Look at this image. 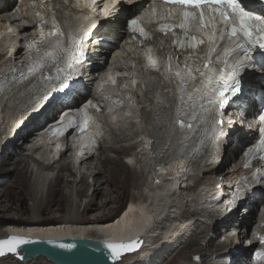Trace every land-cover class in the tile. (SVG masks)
<instances>
[{"label": "bare ground", "instance_id": "obj_1", "mask_svg": "<svg viewBox=\"0 0 264 264\" xmlns=\"http://www.w3.org/2000/svg\"><path fill=\"white\" fill-rule=\"evenodd\" d=\"M7 1L10 3L11 0ZM7 17L8 13L3 10L0 13V19L6 20ZM119 21L120 18L115 15L113 22ZM2 46L3 43L0 42V110L3 109L5 116L9 114L11 118H0V150L4 144L11 146L17 139L26 140L23 145L28 144L27 136H19L21 132H34L36 128L48 123L51 117L55 115V111L60 109L59 105L53 107V102L47 103L44 107L36 105L40 91L35 89L30 82L12 85V79L21 64L12 62L7 55L8 50L1 49ZM16 56L18 59L23 58L21 53ZM27 92L30 93L29 98H25ZM167 125L166 119L152 117L149 124L146 122L142 125L137 117L131 118L126 125L121 126L118 132H113L108 149L119 156L114 158L107 155L104 148L101 152L103 153L101 158L92 156L82 160L79 163L82 177L78 183L75 179L76 173L70 168L72 167L73 155L71 154V160L67 155L71 151L67 149L61 152V159L59 160L61 164L58 167V173L55 175L54 181L49 182L50 179H48L49 185L45 190L46 192H40L36 185L35 187L28 185L30 163L26 158H33L29 152L20 150L18 153L14 149L11 152L9 150L2 152L1 150V156L6 154L14 164V179L11 185L14 183L16 185L18 181L20 190L25 186L28 187L29 195L35 197L34 208L39 214L65 211L69 212V215L49 222H45L39 217H34L26 223L20 219L13 220V218L0 220V224H4L3 227L0 226V239L10 235L39 239L80 237L96 241H131L135 238H141L144 241L142 248L134 254L123 257L117 264H162L166 259L173 256L184 243L197 242L201 236L206 235V232L211 231L208 225H212L219 231L222 228H227L230 221L231 223L235 222L234 218H231L230 221L222 220L215 226V222L210 216H203L206 219L201 220L198 213H212L207 207L218 208L219 200L216 197L218 191L210 188L215 186L211 183L219 176H223L226 180L232 176L236 178L238 165L225 170L230 160L218 161L215 158L213 164L207 165L203 158L199 164L188 165L187 171L183 175L184 178L181 179L175 173L163 172L164 168L160 171L161 166L167 163L165 160L175 151L191 152L197 148V143L194 140L181 134L169 133ZM31 128L34 129L31 130ZM235 129V134L239 135V140L245 147L248 144L246 137L240 130ZM15 134L18 137L13 138L12 136ZM130 140L135 141L126 144ZM44 145L46 146V142ZM132 149H137L136 153L133 154L135 156L134 161L131 158L125 159L124 155L129 154ZM179 164L181 163L166 164V168L177 169ZM53 166V164H45L44 172H50ZM65 172H69L71 178L68 185H76L80 202H73L71 195L64 192L66 183H64L63 175ZM41 177L39 176V179ZM89 177L93 179L91 184L87 182ZM165 182L168 183L165 184ZM146 186L148 187L146 188ZM192 186L194 188L187 191ZM90 188L93 189V192L88 195ZM132 189L138 191V195L132 197V200L138 201V203L135 205L130 202L129 208L125 209V212L122 211L121 215L114 219L112 217L104 218L107 213L114 214L111 206L114 202L113 194L120 190L127 192ZM1 192L0 209L5 212L13 209L12 214H16L17 209L8 204V195L5 198ZM151 192L153 196H150L149 193ZM84 197H88V201L85 203L82 213L77 214L76 212H79L81 208V198ZM191 204L194 205V209L191 208ZM248 204L254 206L255 202L250 199ZM89 215H95V217L89 218ZM253 216L246 220V223H252ZM212 235L211 241L217 238V233ZM227 241L226 245L214 244L213 251H210L212 245L205 241L206 248H203L209 249L207 251L209 254L198 253L201 257L197 264H205V262L211 264L208 263L210 258H212L211 261H216L212 262L214 264L230 263L231 257L239 262L238 257L247 252V250H242L239 244L244 248L247 245L241 244L242 238L240 236ZM9 258L13 260V264H31L39 258L45 259L41 256L36 260L22 262L13 256H6L0 258V261L9 264L7 261ZM239 264H251V261L249 258H245Z\"/></svg>", "mask_w": 264, "mask_h": 264}, {"label": "rangeland", "instance_id": "obj_2", "mask_svg": "<svg viewBox=\"0 0 264 264\" xmlns=\"http://www.w3.org/2000/svg\"><path fill=\"white\" fill-rule=\"evenodd\" d=\"M32 129L33 128H31V130ZM25 148H26V144L23 145V143H21V140L17 139L15 142H13L11 144V146L10 145L6 146L4 144L3 148L1 150H2V152H8V150L11 152L12 149H14V150L18 151V153H19L20 150H25ZM105 153L107 155H110L111 157H114V158L119 156L118 154H116L112 150H105ZM1 155L2 154L0 152V156ZM67 155L68 156L70 155L69 160H71V156H72L71 153H68ZM36 156L38 157V159H36L35 156H33V158L29 157V159L26 158L28 163H30L28 185H29V187H32V186L35 187V185H36L37 189L40 192H42V191L44 192L47 189L49 182L54 181V179L56 178L55 175L58 173L57 170H58L59 165L61 164V161L53 164L54 166L50 170V172H48V171L44 172V165L47 164L46 163L47 159H45L43 156H41V154H39V155L36 154ZM102 156H103V153H100L97 158H101ZM25 157H27V156H25ZM42 164H43V166H42ZM70 168L73 172L76 173L75 179L78 183L82 177L81 171L79 169V165L75 167L74 164L72 163V167H70ZM0 170L2 172V173L0 172V192L2 191L1 194H4L5 198L8 195V197H9V203L8 204L10 206H12L13 208L17 209V211H18L16 214H12L13 209H12V211H9V212H5L3 209H0V220L13 218V220L20 219L22 222L26 223V222L31 221L34 217H39L43 221L49 222V221H54L55 219L59 220L65 216L69 215V212H65V211L55 212V213L45 212V213L39 214L34 208L35 207V205H34L35 204V197L29 195V189H27L28 187L25 186L24 188H21V190H20V185L18 184L19 183L18 181H17L16 185H15V183L13 185H11V182L14 179V172H13L14 164H13V161L11 160V158L9 156H7L6 154L4 156L0 157ZM69 175H70L69 172H65L63 175L64 176V183L67 184V185L65 184L64 192L68 195L69 194L71 195V200L73 202H80L79 201L80 198L77 196L76 185H73V186L68 185L69 179H71L69 177ZM39 176L40 177L42 176V177L39 179ZM48 179H50L49 182H48ZM92 180H93L92 177H89L87 182L89 184H91ZM62 186H64V185H62ZM147 187L148 186H146V188ZM59 188H61V187H59ZM144 188H143V192L145 191ZM193 188H194L193 186L189 187L187 189V191L192 190ZM92 192H93V189L90 188L88 191V195H90ZM136 194L138 195V191L134 190V189L127 191V192H123L122 190H120L119 192L114 193L113 194L114 202L111 205L113 207L112 212H114V214L110 215V213H107L108 216L106 214L104 216V218L112 217L114 219V218L120 216L122 211L129 208L128 204L130 202H132L134 204L138 203V201L135 202L132 200V197ZM149 194L151 196L153 193L151 192ZM186 195H188V194L186 193ZM186 197L189 198V196H186ZM175 198H176V196H175ZM81 199H82L81 208H80L79 212H76L77 214L82 213L84 205L88 201V197H84ZM191 206H192L191 208L194 209V207H193L194 205L191 204ZM189 214H192V213L189 212ZM206 215H209L208 212L198 213V216L201 217V220H205L206 218H204L203 216H206ZM94 217H95V215H89V218H94ZM0 226L3 227L4 224H0ZM212 227H213L212 225L211 226L208 225V228H210L211 231L206 232V235L201 236L197 242L189 241L188 243H184L182 245V247L173 256L166 259L165 262H163L162 264H197V262L199 261V258L201 257V255L198 253H203V254L208 253L209 254V252H207L209 249H205L206 248L205 241L208 242V244L210 243L209 245H212L210 251H213L214 244L220 245V244H222V241H224V240L220 241L221 238L222 237L227 238L226 235H225L226 236L225 237V236H223V234H220V231L217 228H215V230H214L213 229L214 227L213 228ZM213 233H214V235H215V233H217V235H216L217 238L215 240L211 241V239L213 237V235H212ZM243 244H245V243L243 242ZM224 245H226V242ZM203 247H205V248H203ZM220 248H222V247H220ZM195 249H196V251H195ZM191 252H192V254H191ZM42 259L43 258H39V260H37L36 262L31 263V264H51L50 262L46 261L45 259H43V260ZM211 259L212 258H210L208 263L214 264L212 262H216V261H214V260L211 261ZM7 261L9 262V264H13V260H11L10 258ZM0 264H4V262L0 261ZM5 264H8V263H5ZM14 264H16V263H14ZM205 264H207V262H205Z\"/></svg>", "mask_w": 264, "mask_h": 264}, {"label": "water", "instance_id": "obj_3", "mask_svg": "<svg viewBox=\"0 0 264 264\" xmlns=\"http://www.w3.org/2000/svg\"><path fill=\"white\" fill-rule=\"evenodd\" d=\"M143 239L96 241L88 238L39 239L10 235L0 239V258L13 256L22 262L44 257L51 264H117L138 252Z\"/></svg>", "mask_w": 264, "mask_h": 264}]
</instances>
